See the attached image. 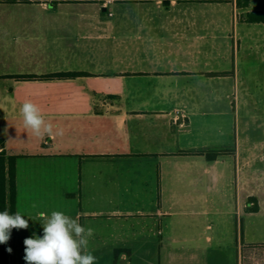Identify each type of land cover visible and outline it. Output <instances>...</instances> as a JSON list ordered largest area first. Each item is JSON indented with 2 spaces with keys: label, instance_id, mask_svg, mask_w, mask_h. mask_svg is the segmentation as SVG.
<instances>
[{
  "label": "crops",
  "instance_id": "1",
  "mask_svg": "<svg viewBox=\"0 0 264 264\" xmlns=\"http://www.w3.org/2000/svg\"><path fill=\"white\" fill-rule=\"evenodd\" d=\"M244 13L237 0H0V151L17 156L29 219L9 264H26L25 238L54 210L95 230V264H242V244L264 242V22ZM67 71L87 75H54ZM26 100L63 135L28 133ZM202 196L208 213L236 210L235 241L213 221L184 232L177 217Z\"/></svg>",
  "mask_w": 264,
  "mask_h": 264
},
{
  "label": "clouds",
  "instance_id": "2",
  "mask_svg": "<svg viewBox=\"0 0 264 264\" xmlns=\"http://www.w3.org/2000/svg\"><path fill=\"white\" fill-rule=\"evenodd\" d=\"M19 113L25 130L37 138L63 135V129L55 128L46 121L40 106L31 100L22 103ZM33 207L36 205L33 204ZM40 219L43 236L24 240L26 264H95L96 257L88 250L95 230L82 226L79 216L73 218L63 211L54 210L50 214L41 213ZM28 227L29 219L19 210L15 214H10L8 210L0 211V244L9 241L12 229ZM8 251L12 249L8 248Z\"/></svg>",
  "mask_w": 264,
  "mask_h": 264
},
{
  "label": "trees",
  "instance_id": "3",
  "mask_svg": "<svg viewBox=\"0 0 264 264\" xmlns=\"http://www.w3.org/2000/svg\"><path fill=\"white\" fill-rule=\"evenodd\" d=\"M93 1V0H92ZM238 6L245 10L244 17L248 22H264V10H247L250 0H237ZM62 77L87 75L83 71H67L54 74ZM3 140L0 139V147ZM209 159L217 156V151L209 152ZM16 157L3 149L0 151V211L16 212ZM255 208H252L254 210ZM9 241L0 244V264H9ZM242 264H264V242H244L241 247Z\"/></svg>",
  "mask_w": 264,
  "mask_h": 264
},
{
  "label": "rangeland",
  "instance_id": "4",
  "mask_svg": "<svg viewBox=\"0 0 264 264\" xmlns=\"http://www.w3.org/2000/svg\"><path fill=\"white\" fill-rule=\"evenodd\" d=\"M249 71L252 72V69H250ZM247 77L251 81L253 79V74L248 75ZM247 85L250 86V83ZM251 88H252V85H251ZM243 112H246V111H243ZM196 202H197L196 207L198 208L197 210H200V213L193 214V215L180 214L177 217L181 219L182 221H185L187 223L188 228H190V229H186L184 231L185 233L197 232L200 235H203L202 237H204L210 231V229L205 228L206 223L213 221L215 225L214 233L219 234L221 232L224 238L226 239L227 243L231 242L232 240L236 238V234H237V231H239V229H238L237 214L235 212L236 211L235 209L230 214H219V215L215 213L212 214L206 211L207 205H208V209L210 208V203H207L206 197L204 196L198 197ZM183 206L184 205L180 207H183ZM215 206H219L221 208L222 201L217 202Z\"/></svg>",
  "mask_w": 264,
  "mask_h": 264
},
{
  "label": "water",
  "instance_id": "5",
  "mask_svg": "<svg viewBox=\"0 0 264 264\" xmlns=\"http://www.w3.org/2000/svg\"><path fill=\"white\" fill-rule=\"evenodd\" d=\"M170 1L171 0H164V4H166V5L170 4Z\"/></svg>",
  "mask_w": 264,
  "mask_h": 264
}]
</instances>
